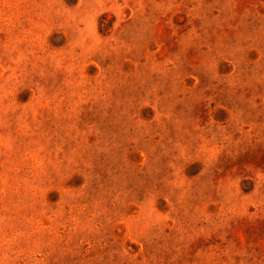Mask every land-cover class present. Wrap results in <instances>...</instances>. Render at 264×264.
I'll return each mask as SVG.
<instances>
[{
	"label": "rangeland",
	"instance_id": "1",
	"mask_svg": "<svg viewBox=\"0 0 264 264\" xmlns=\"http://www.w3.org/2000/svg\"><path fill=\"white\" fill-rule=\"evenodd\" d=\"M0 264H264V0H0Z\"/></svg>",
	"mask_w": 264,
	"mask_h": 264
}]
</instances>
